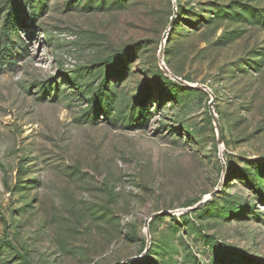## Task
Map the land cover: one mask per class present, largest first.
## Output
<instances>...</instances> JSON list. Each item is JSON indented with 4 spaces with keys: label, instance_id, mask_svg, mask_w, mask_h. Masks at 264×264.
I'll return each instance as SVG.
<instances>
[{
    "label": "rangeland",
    "instance_id": "1",
    "mask_svg": "<svg viewBox=\"0 0 264 264\" xmlns=\"http://www.w3.org/2000/svg\"><path fill=\"white\" fill-rule=\"evenodd\" d=\"M124 262L264 264V0H0V264Z\"/></svg>",
    "mask_w": 264,
    "mask_h": 264
},
{
    "label": "water",
    "instance_id": "2",
    "mask_svg": "<svg viewBox=\"0 0 264 264\" xmlns=\"http://www.w3.org/2000/svg\"><path fill=\"white\" fill-rule=\"evenodd\" d=\"M177 6H176V10H175V17L172 19L168 29L166 30V32L164 33L163 35V38H162V43H161V47H160V51H159V62L161 64V68L162 70L164 71V73L173 78L177 83H179L180 85L188 88V89H198V90H204V91H207L209 92V94L212 96V101L210 102L209 104V112H210V116L213 120V123L215 125V128H216V132H217V141H218V144L219 146H222L223 143H224V140H223V135H222V129H221V126H220V122H219V118L218 116L216 115L215 111H214V102H215V95L214 93L205 85H193L185 80H183L182 78L176 76L175 74H173L169 69L168 67L166 66L165 62H164V49H165V46H166V43H167V39H168V36L174 26V23H175V19H176V15H177ZM225 169V167H223ZM215 195V193H211L209 198L198 203L195 207L193 208H189L187 211H191V210H196L198 208H201L203 207L204 205L207 204V202H209V200ZM163 214V212H159V213H156L154 214L151 218L147 219L146 222H145V227L148 228L149 227V223L155 219V218H158L159 216H161ZM133 259H129L127 260L126 262H129V261H132ZM126 262H124L123 264H125Z\"/></svg>",
    "mask_w": 264,
    "mask_h": 264
},
{
    "label": "trees",
    "instance_id": "3",
    "mask_svg": "<svg viewBox=\"0 0 264 264\" xmlns=\"http://www.w3.org/2000/svg\"><path fill=\"white\" fill-rule=\"evenodd\" d=\"M177 10H180V7H179V5H178V8H177ZM175 30V29H174ZM176 76H178V75H176ZM179 77V76H178ZM181 78V77H180ZM100 90V89H99Z\"/></svg>",
    "mask_w": 264,
    "mask_h": 264
}]
</instances>
